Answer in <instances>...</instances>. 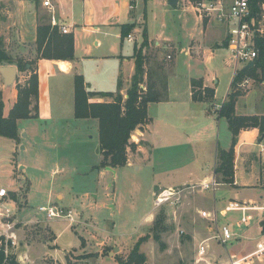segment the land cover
<instances>
[{"label": "rangeland", "instance_id": "374dc122", "mask_svg": "<svg viewBox=\"0 0 264 264\" xmlns=\"http://www.w3.org/2000/svg\"><path fill=\"white\" fill-rule=\"evenodd\" d=\"M85 1L83 9L78 5L72 9V16L79 24L86 26L98 25L100 28L94 35L81 29L75 30L74 37L76 46L79 49L87 47L95 53L107 50L110 52L112 50L110 45H114L118 54L131 55L134 47H141L140 44L144 39V33H146V37L153 38L154 40L158 39L160 43H164L163 39L166 38L171 41H177L174 44V53L163 44H154L153 42H148L145 49L146 57H155V60L161 63L164 68H170L173 65V72L167 74L166 77L170 87L175 86L177 88L175 90H178L179 86L183 87L184 82L188 78H198L203 76L204 70H209L210 77L212 76L213 79L212 81L208 79V84L215 87V95L212 100L214 103L221 105L228 92L234 89L239 90L241 93L237 99L238 112L240 114L250 112L249 107L252 105L255 111L264 112V80L250 78L249 82L245 85L237 86L230 90L233 68L227 64L226 60H223L229 54L227 49L221 48L218 51L217 55L219 56L215 60L217 63L214 66L210 65L211 68L205 62L194 64L188 56L183 54V50L188 48V41L191 38L189 35L193 32L194 24H198L199 22L189 6L194 5L198 0H184L183 2L187 6H184L185 4L181 2L180 4L177 3L178 6L166 5V3L164 4V0ZM130 3H133L132 8L129 7V5H132ZM164 8L167 9L165 14ZM82 11L85 15L84 20H81ZM203 18L208 19L210 17L203 16ZM142 21L145 23L144 28L139 27ZM163 23L166 24L164 29L162 28ZM262 23L264 24V21ZM122 25L131 27V33L135 34L136 42H128L122 37ZM161 30H163L164 36L160 38L154 37ZM188 30H190L189 35ZM94 37L98 38L101 42L98 47L93 46ZM122 39L124 40L121 43ZM1 40L4 46L3 39L1 38ZM14 41V43H18L16 39ZM18 45L21 44H17L16 46ZM23 48L27 49L28 47L24 45ZM13 49L15 48L12 47ZM28 49V52L31 53L29 55L26 54L27 57L23 58L34 59L36 53L32 52L31 47ZM132 66L131 63H124L122 67L124 79L128 80L130 77ZM86 67L88 70L98 69L103 73L110 71L109 62L102 63L98 67L94 63H88ZM19 78L18 76V80ZM116 82V78L110 80L109 83L106 80L101 83L99 80L98 86L106 90L116 91ZM2 96L4 104H7L11 109L12 104L10 102H12V98L10 99L9 97L8 99L4 94ZM212 101L206 99L205 102L208 110L214 111L216 114L219 109L212 105ZM32 123L40 131L38 123ZM73 123L78 128L76 133H72ZM213 123L214 127L211 132L209 131L211 135H207L204 140H201L198 145L194 146L195 153L182 157L186 160L194 158L195 154H199L196 157L199 165L196 164L198 161L194 160L188 165V167H192L193 169L190 168L188 171L195 172L197 171L195 167L201 170V167L204 168L206 164H211L213 150L216 146L231 145V133L226 122L223 120L220 124ZM96 126L94 119L84 122L74 121L71 122V125L68 123L57 124L58 131L55 137L50 130L48 131L49 136L45 139L38 135L34 138H23L21 143L25 148L22 149L20 146L12 153L11 147L8 144L10 140L0 137V187H5L12 192L17 190L16 193L20 197V200H17L20 204L21 199L26 194L27 202H22L25 207L18 211L17 217L24 220L34 216L44 217V215H37V208L39 206H46L49 203H55L65 209L73 208L76 213L77 223L64 230V221L51 222L57 232L62 231L58 244L62 245L70 241L77 247L80 244L84 247L86 246V241H88L87 246L90 248L89 250L79 251L70 249L66 252L64 257L68 264H74L76 260H79L78 264H84V260H87L86 263L88 264L89 262L94 264V255L99 251V246L97 245L99 239L110 245L102 248V252L104 254H106V250L111 252V257L105 256L101 264H118L115 257L126 259L138 239L145 235H148L149 239L141 243L140 250L145 253L149 264H159L160 261L166 264H190L194 259L198 244L193 243L187 233L180 234L175 223L168 221V217L175 206L170 204L163 205L162 208L155 211L154 218L150 224L144 222V216L155 210L153 208L152 195L154 171L151 164L139 162L141 165L139 169H136L134 166L126 167L125 165L117 167L114 172L107 171L101 173L102 167H99L100 155L96 152L97 146H94V143H92L97 136ZM66 132L68 134L67 137ZM140 139H142L141 134L138 140L130 138V141L135 144L134 149H128L131 161L137 159L139 151L142 159H147L149 156L148 147ZM251 140L254 142V145L246 144L245 149L255 148L258 150L259 148L255 146L259 142L258 136L254 135ZM239 141L240 139L235 142L234 146ZM262 159L264 162V153H262ZM177 161L179 160L176 159L175 162ZM17 163H19L16 168L18 172L20 170L23 171L20 166H23V164L27 165L25 176L29 179L28 184L24 175L21 179H17L16 177L17 183L15 182V175L13 173ZM22 183L23 186L19 187ZM262 184H264V179ZM227 190L229 188L221 187L215 190V192L212 189H206L202 193L198 191L196 194L197 200L195 201L200 206L208 207L211 210L214 200L219 204L225 194L230 195V192L228 193ZM241 192L249 193L248 196L251 199L259 200L261 203L264 201V190L249 189L242 190ZM57 193L62 194V199L60 196L57 197ZM241 196L243 195L241 194ZM193 211L194 208L184 202L181 213L177 212L183 225L189 223L191 219L190 213ZM160 212L163 214L164 220L161 224L156 225L155 221ZM248 215L251 216L249 223L240 226V228L235 223L237 217H239V213L235 212H231L227 219H219V224L224 223L232 232L241 231L246 226L252 228L256 224V211H251ZM207 221L210 224V221ZM44 223L43 221L40 225L27 226L25 228V237L27 239L32 237V240L35 242L33 245L42 238L46 241L52 239L53 233L50 232L48 226H45L47 223ZM253 231L254 229L252 228L250 230L251 237L256 236L253 235ZM154 234L159 235L158 241L153 239ZM169 235L170 238H168ZM241 240H233L227 244L225 249L215 238H209L207 240L208 250L206 256H217L221 259H228L230 257L237 264H264V242L262 241L256 249L257 244L253 238L249 241H245L244 238ZM114 242L116 243V248L113 249L111 245ZM167 245H169V250L164 251ZM252 248L253 250L248 251ZM34 254L31 251V255ZM246 256H251V260L244 263L238 262V260Z\"/></svg>", "mask_w": 264, "mask_h": 264}, {"label": "crops", "instance_id": "0c3cea01", "mask_svg": "<svg viewBox=\"0 0 264 264\" xmlns=\"http://www.w3.org/2000/svg\"><path fill=\"white\" fill-rule=\"evenodd\" d=\"M183 1L184 0H177V3L180 4L181 2L185 4ZM225 1L228 2L229 0ZM85 2V0H51L52 8L50 9L43 5V0H0V38L3 39L5 49L12 57H27L26 54L29 55L31 53L28 52V48L30 47L32 48V52H37L35 45L37 37V26L39 24L51 25V17H54L55 21L57 22L56 27L60 36L67 34L73 35L74 45V58L71 60H59L44 57H39L36 59V53L34 59H36L35 68L38 75V118L19 119L17 121L19 135L18 141L4 137L10 140L8 144L11 147V153L20 146L22 149L25 148V146H22L23 144L21 143V140L23 138H34L36 137V135H38L39 137L45 139L47 138V136H49L48 131L50 130L55 137L58 131L57 124L68 123L71 125V122L74 121L84 122L89 119H94L75 118L74 116V76L76 74H79L83 77L85 88L87 91L112 92L114 94L119 91L124 98L127 97L126 90L130 85L131 77L134 73V49L131 55H123L116 52L114 45H110V48L112 49L110 52L107 50L104 52L101 51L96 53L92 52V49H89L87 47L79 49L76 46L74 37L75 30L81 29L82 31L90 32V34L94 35V33L100 28L98 25L86 26L83 24H79L76 22L77 20L72 16V9L76 5L80 6L83 9L85 6ZM169 2L170 0H164V4L166 3V5H170ZM177 3L171 6H178ZM130 4L132 5H129V7L132 8L133 3ZM184 6L187 5L185 4ZM189 7L198 18L199 22L198 24H194L192 33H190V30H188V35L190 33L189 37L191 38L190 41H188V48L183 50V54L185 56H188L191 62H193L194 64H201L205 62L211 68L210 65L214 66L215 63H217L215 60H217V57L219 56L217 55L218 51L221 48L226 49L225 41L227 39L229 25L224 22H219L213 18H202L194 10L193 4ZM166 11L167 9L164 8V14L166 13ZM84 18L85 15L82 11L81 20H84ZM162 25V28L164 29V27H166V24L163 23ZM61 26L67 27L69 32L62 33L59 30ZM139 27L144 28L145 23H143L142 21L139 24ZM128 34L133 35V41L128 40L127 36L123 38H125L128 42H136V36L135 34H133V32L131 33V30ZM163 36L164 32L163 30H161L158 35L154 37L160 38ZM15 39L18 43H14ZM123 40L124 39L121 40V43ZM147 40L148 42H153L154 44H163L166 48L172 50L173 53L175 52L174 44L177 41H171L166 38L163 39L164 43H160L158 39L154 40L153 38L149 37H147ZM100 43L101 42L98 38H93V46L98 47ZM17 44H21L18 46L22 48L16 46ZM24 45H26L28 48H23ZM12 47H14L15 49L12 50ZM146 48L147 46H145L142 50L145 56L144 67L146 70L144 81L147 80V71L151 70L156 72L166 81V95L163 100L150 102L148 104L147 114L150 118V121L147 124H144L142 127L136 128L133 131V135L136 140H138L139 135L141 134L142 139H140V141H142V143H144L146 147H148L149 156L147 157V159H142L141 153L139 151V156L137 157V159L131 161L130 155H128L126 167L134 166L136 169H139L141 166L139 162H148L149 164H151L154 171L152 195L154 194V192L164 188H184V190L182 191L180 202L173 210H175L176 213H181L184 202L188 203L194 208V211L190 213L191 219L189 223L183 225L180 219V215H178L177 213L174 220L171 213L168 217V221L175 223L178 232L180 230H183V233H187L193 243L199 244L202 240L210 238L214 234V229L211 222L209 224L207 218L201 217L199 215V211H216L218 223H220L219 219L221 218L227 219L231 212L239 213V217H237V220L235 221L237 227L239 228L240 226L247 225L249 223L251 216L248 215V213L251 211H256V224L254 227H252L254 229L253 235L256 236L251 237L250 230H252V228L246 226L243 230L238 232L233 230L234 232L232 233H234V238L229 241V243L233 240L242 241V238H244L245 241H249L253 238L255 240V243L257 244V249L260 246L261 242H264V229L262 225V221H264V201H262L261 203V201L259 200L253 198L251 199L248 196L249 193H242L241 191L249 189L264 190V184H262V181L264 179V162L262 159V153H264V151H261L259 147V143L264 141V138L261 139L262 135L260 136L259 130L257 128L242 129L239 131L236 141H238L239 139L240 141L234 146L233 184L218 182L216 174L214 172L217 163L218 149H228L230 147V144L222 147L216 146L214 148L211 164H206L204 168L201 167V170H198V167H195V169L197 170L195 172L188 171L190 170V168L193 169L192 167H188V165L191 164L194 160L196 161V157L199 154H195L194 158L192 157L186 160L182 157L187 154H194V146L198 145L201 140H204L207 135H211L210 132L214 127L213 122H216L217 124H220L223 120L226 122L225 119L218 116V112L215 114L214 111L212 112L208 110L205 101H194L192 99V79H201L203 87H212L215 89L213 85L208 84V79H211L212 81L213 77H210L209 70H204L203 76H200L198 78H188V80L184 82L182 88L179 86L178 90H175L177 88L175 86L170 87L168 85V79L166 78L167 74L173 72V65H171L172 67L170 68H164L161 63L155 60V57H146ZM223 60H226L228 62L227 64L232 67L226 57L223 58ZM106 62L110 63V71L105 73L100 72L98 69L88 70L86 67V64L88 63H94V65L98 67L100 64ZM124 63H131L133 65L131 75L128 80L124 79L122 74V67ZM13 66L16 67V65ZM18 76L20 77L19 80H17ZM26 78L27 73H20L18 71V68L16 79L11 85H5L0 76V93L1 95L4 94L6 97H8V99L9 97L10 99L12 98V102H10V104H12L11 106H13L17 99V83H23ZM113 78H116L117 81L116 91L106 90L105 88L98 86L99 80L101 81V83L105 80L109 83ZM118 83H120V85ZM112 99L113 98L111 96L91 95L89 97V102H111ZM212 105H214L216 108H219L221 106L217 103H214L213 101ZM9 109V106L7 104H4L3 114L7 115ZM235 110L237 114H240L238 112L237 102ZM249 111L250 112H243L242 114H264V112L255 111L253 105L249 107ZM94 120L95 125H97V136L92 143H94V146H97L96 152L100 155L98 143V122L96 119ZM32 122H34L35 124L38 123L40 131H38V128H36V125H33ZM77 130V125L73 123L72 133H76ZM65 134L67 137L69 131L68 134L67 132ZM254 135L258 136L259 142L256 143L255 146H257L259 149H245L246 144L254 145V142L251 140ZM176 159H178L179 161L175 162ZM198 163L199 161L196 164ZM18 165L19 163H17V165L15 166V170L13 173L15 175L14 179L16 183V177L17 179L23 178V175L25 176V170L27 169V165L23 164V166H20V168L23 169L24 172L22 170L18 172L16 169ZM115 169H117V167H104L100 172H114ZM25 178L28 184L29 179L26 176ZM213 179L216 180L218 184L215 188L207 189H212L213 192H215V190L221 187L229 188V190L227 191L228 193L230 192V195L225 194L219 204H217L214 200L213 208L210 210V208L208 207L202 205L200 206L195 200H197L196 194L198 191L199 193H202V191L206 190L201 188L200 184L202 182H211ZM192 185L196 186L191 187ZM21 186H23V183L19 185V187ZM16 192L17 190L14 193L18 196ZM241 194L244 197L241 196ZM59 196L62 199V194L57 193V197ZM260 197H262V195H260ZM18 198L20 199L19 196ZM201 200L203 199L201 198ZM21 201H24V203L27 202L26 194L25 197L21 199ZM69 209H72L75 212L73 208ZM155 211L156 210H154V212H149L144 216V222L146 224H150V222H152ZM44 222L47 223V225L45 226H48L50 232L53 233L52 239L46 241L42 238L37 242L38 244L36 243L33 245V243L35 242L32 240V237L29 238V240L31 241L29 245V255L36 261V264H68L64 256L70 249L79 251L90 249L87 246L88 241H86V246L84 247H82L81 244L77 247L70 241L62 245L58 244V239L61 238L62 231L57 232L51 222H61V220H44ZM68 227H70V225H67V222H65L64 230H66ZM168 238H170V235L168 236ZM97 245L99 246V251L94 255V264H101L105 256L111 257V252L109 250H106V254L102 252V248H106L110 245L104 243L100 239L98 240ZM115 245V242L111 245L113 249L115 248ZM118 247L121 249L119 245ZM167 250H169V245L165 247L164 251ZM251 250H253V248L248 251ZM31 251H33V253L35 254L31 255ZM195 257L196 254L194 256V259ZM208 258L211 261L215 259H221L217 256H209ZM194 259L190 264H196L194 262ZM86 261L84 260V264H88L86 263ZM74 262H76L74 264H78L79 260H76ZM91 263L92 262H89V264ZM159 264L166 263L160 261Z\"/></svg>", "mask_w": 264, "mask_h": 264}, {"label": "trees", "instance_id": "16d2710c", "mask_svg": "<svg viewBox=\"0 0 264 264\" xmlns=\"http://www.w3.org/2000/svg\"><path fill=\"white\" fill-rule=\"evenodd\" d=\"M264 0H251V14L260 15L261 3ZM131 27L122 25V37L127 36ZM146 33L141 47L134 48V73L126 90L127 97L118 91L90 92L87 91L81 75L74 76V116L75 118H94L98 122V143L101 161L99 167H122L127 164L128 149H134L135 144L130 141L131 134L136 128L142 127L150 121L147 106L150 102L161 101L166 95V81L154 71H147L145 75V56L142 52L147 46ZM36 59L39 57L71 60L74 58L73 35H59L56 26L39 24L37 26ZM254 45L257 56L251 64L244 65L233 77L230 90L244 78L264 80V37L256 35ZM227 47V39L225 41ZM36 59L12 57L6 52L0 38V66L16 65L20 73H27L23 83H17V99L7 115L3 114V100L0 93V136L19 140L17 121L19 119L38 118V75L35 68ZM18 80V79H17ZM120 85V83H118ZM140 84L145 86L143 90ZM192 99L194 101H211L215 89L203 87L201 79H192ZM91 95L111 96V102H89ZM241 93L239 90L228 92L225 101L219 107L218 116L226 120L231 133L232 143L228 149L219 148L217 163L214 169L218 182L233 184L234 182V144L238 133L242 129L257 128L260 136L264 134V114L244 115L236 114L235 106ZM12 195H17L12 192ZM164 220L160 212L155 224ZM264 229V221H262ZM149 239L148 235L141 236L132 247L128 257L122 259L115 257L118 264H149L147 257L140 250L141 243ZM153 239L158 241L159 235L154 234Z\"/></svg>", "mask_w": 264, "mask_h": 264}, {"label": "built area", "instance_id": "2783aa9c", "mask_svg": "<svg viewBox=\"0 0 264 264\" xmlns=\"http://www.w3.org/2000/svg\"><path fill=\"white\" fill-rule=\"evenodd\" d=\"M43 5L52 8L51 0H43ZM193 8L202 18L203 16L210 17L229 25L226 49L229 53L227 59L233 68V77L244 65L253 62L257 56L254 37L256 35L264 37V24L262 23L264 21V1L261 3L262 12L260 15L251 14V0H229L228 2L225 0H198ZM51 25L57 26L54 17H51ZM59 30L62 33L69 32L65 26H61ZM127 39L133 41L134 37L128 34ZM249 79L248 77L242 79L237 86L245 85ZM140 87L145 89L143 84H140ZM130 138L136 140L133 133ZM259 147L261 151H264V141L259 143ZM217 184V181L213 179L211 182H202L200 187L203 189L215 188ZM183 190L184 188L169 187L154 192L153 208L158 210L165 204L176 207L180 202ZM17 199H19L18 196L14 197L12 191L0 187V264H36V261L29 255L31 241L25 237V228L40 225L44 220H61L71 226L77 223L76 213L72 209H65L55 203H49L37 208V215H44V217L34 216L24 220L17 217L18 211L25 207L23 201L20 204ZM171 213L175 220L176 211L173 210ZM199 215L207 218L213 226L214 234L210 238H215L226 249V245L234 238V233L227 225L218 223L216 211L202 210L199 211ZM179 232L181 234L183 230ZM208 239L202 240L197 246L194 259L196 264H237L230 257L226 260L211 261L206 256ZM248 260H251V256L241 258L238 262L244 263Z\"/></svg>", "mask_w": 264, "mask_h": 264}, {"label": "water", "instance_id": "95a60500", "mask_svg": "<svg viewBox=\"0 0 264 264\" xmlns=\"http://www.w3.org/2000/svg\"><path fill=\"white\" fill-rule=\"evenodd\" d=\"M176 3L177 0H170L169 2L170 5H174ZM249 64H251V62ZM16 74H17V68L15 66L13 65L0 66V76L5 85H11L16 79ZM263 138H264V134L262 135L261 139Z\"/></svg>", "mask_w": 264, "mask_h": 264}]
</instances>
